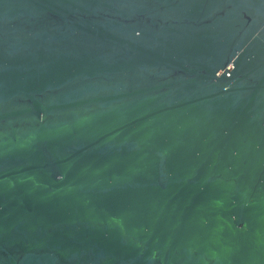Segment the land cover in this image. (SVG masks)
Listing matches in <instances>:
<instances>
[{
    "label": "water",
    "instance_id": "95a60500",
    "mask_svg": "<svg viewBox=\"0 0 264 264\" xmlns=\"http://www.w3.org/2000/svg\"><path fill=\"white\" fill-rule=\"evenodd\" d=\"M0 264H264V0H0Z\"/></svg>",
    "mask_w": 264,
    "mask_h": 264
}]
</instances>
